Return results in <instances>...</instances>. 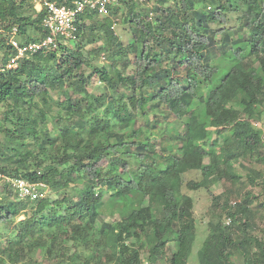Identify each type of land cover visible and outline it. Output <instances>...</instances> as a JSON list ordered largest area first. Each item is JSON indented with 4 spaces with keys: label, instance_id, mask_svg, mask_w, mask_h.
I'll return each mask as SVG.
<instances>
[{
    "label": "trees",
    "instance_id": "16d2710c",
    "mask_svg": "<svg viewBox=\"0 0 264 264\" xmlns=\"http://www.w3.org/2000/svg\"><path fill=\"white\" fill-rule=\"evenodd\" d=\"M48 1L70 5L72 0ZM165 1L156 0L151 19L148 10L142 13L135 7L138 4L120 1L119 6L126 7L124 22L134 25L127 44L112 30L116 7L101 20H95L99 15L94 11H86L76 19L75 39L59 37L55 48L23 58L16 68L0 70V105L5 107L3 119L11 125L4 129L8 145L0 151V162L14 165L0 166V172L43 181L53 190H64L75 181L84 186L75 193L77 199L65 195L58 200H15L8 190L10 199L0 200V224H9L14 235L0 250V264H33L35 247H41L52 264H187L197 232L193 199L181 187L204 188L212 204L219 205L221 196L210 190L212 179H236L232 168L237 156L257 153L261 130L253 122L260 121L264 111V0H244L237 19L249 35L246 39L231 38L224 29L230 0H208L214 8L207 12L194 8L204 0H179L171 11L162 7ZM25 6V0H0L1 66L14 53L7 38L13 26L19 34L27 26L39 30L31 41L47 34L42 25L46 11L32 18ZM98 32L104 45L95 53L111 51L113 57L131 50L133 61L84 72L90 63L83 43L96 42ZM218 35L222 38L215 41ZM229 52L233 63L214 83L217 60ZM211 54L217 56L210 58ZM127 67H132V74H125ZM96 74L109 93L105 99L87 89ZM127 86L131 94L120 92ZM53 92L61 95L55 102L59 108L50 115ZM148 102L142 113L151 110L154 126L163 121L160 116L179 123L171 127L176 148L168 143L159 153L157 141L141 127L130 134L116 130L129 126ZM33 163L35 168L28 169ZM188 171H198L201 179L185 181ZM254 177L250 175L253 182ZM103 191L115 198L136 193L139 202L147 198L148 203L117 220L98 221ZM250 198L246 194L235 207L229 206V226L216 225L203 238L199 264H226L232 247L241 252L242 264H264V239L251 231ZM24 212L29 215L18 219ZM236 222L242 226L238 240L233 238ZM52 226V232L45 231ZM170 242L174 248L167 254ZM77 245L87 248V254L77 252Z\"/></svg>",
    "mask_w": 264,
    "mask_h": 264
},
{
    "label": "rangeland",
    "instance_id": "374dc122",
    "mask_svg": "<svg viewBox=\"0 0 264 264\" xmlns=\"http://www.w3.org/2000/svg\"><path fill=\"white\" fill-rule=\"evenodd\" d=\"M20 0H16V2H19ZM26 1V12L28 15H30L32 18H35L37 13L36 7L38 8L40 5L42 6V1L44 0H25ZM159 1V0H158ZM179 0H166L164 3H162V7L166 8L168 10H173L174 5L178 4ZM221 3H226V0H220ZM40 4V5H39ZM153 4H156V0H153ZM205 4V5H204ZM210 4V6H209ZM231 7H229L230 11L227 12L226 18L227 23L224 25V29L227 31V34L231 38L234 39H246L249 37V35L246 33L245 29L242 28L241 25V19H237V16H240L243 9H244V0H230L228 2ZM137 9H140L142 13H144V10L149 9L147 5H135ZM42 8V7H41ZM195 10L199 11H210L212 8H214V5L209 3L208 0L201 1L199 3H196L194 5ZM43 9V8H42ZM115 12L112 15L113 20H115L114 28L112 29L116 34L119 40L123 44H127L132 39V33L134 31V25L125 23L124 22V15L126 13V7L121 5L119 7L115 8ZM145 10V11H146ZM114 11V9H113ZM98 19L95 20H101L104 17L98 16ZM110 19H107L108 21ZM111 21V20H110ZM112 24V23H111ZM210 26L213 28L221 27L220 25L212 24L210 23ZM3 34V33H2ZM40 31L32 28L31 26H27L24 33H20V39L30 40L29 38H34L39 36ZM99 35H97V41L96 42H87L83 43L82 52L85 56L88 57L90 66H84L83 70L84 72H89V70L93 69L94 67H102L106 66L109 68L110 65H115L116 67H122L123 63H130L133 61L134 55L131 50L127 54H121L116 55L113 57L111 54V51H101L99 53H95L93 50L99 48V46H103V35L102 33L98 32ZM5 37H7V34H5ZM8 38V37H7ZM222 38L221 35H218L215 38V41H220ZM218 43V42H217ZM219 44V43H218ZM215 46V45H214ZM228 47V45H227ZM225 47V48H227ZM214 48H217L215 46ZM224 49L223 46L220 45L219 51L221 52ZM158 52V50H156ZM215 52V51H214ZM218 53V49L217 52ZM3 56V51H0V59ZM217 55L211 54L210 58H215ZM123 62V63H121ZM217 62L220 64H216L219 66V71L213 78L214 83L218 82L223 75L227 72L230 65L233 63L231 53H227L224 55V58L218 59ZM215 64V63H214ZM2 65V61H0V66ZM181 70H179L180 72ZM133 69L132 67H127L125 74H132ZM88 91L96 96L102 95L105 98L109 96V93L107 92V89L105 88L104 84L99 81V78L96 75H93L92 78L89 81ZM120 92H123L124 94H131L132 89L130 87H121ZM142 94H147V91H143ZM60 93L53 92L51 94V99L49 101L51 102L52 109L50 111V115H54L56 113V110L59 108V106L55 103L58 98H60ZM148 102L143 109H138L134 115V121L127 127L117 128L116 130L119 131H125L129 134L132 133V131L136 130L138 127H141L146 135L149 134V136L152 138V140L157 141L156 150L158 152L162 148V146L170 143L172 144L173 148H176L178 141L171 138V134H173V131L171 127L173 125L179 126V123L173 119V117H163L160 116V118H163V121L158 126L153 125V113L151 110L147 114H143L142 110H146L148 108ZM5 107L3 105H0V151L4 150V146H7L8 144H4V129L7 127H10L9 122H5L3 119V111ZM160 112V111H158ZM258 123V126L264 128V111L262 113V118ZM53 124L51 122L48 123L47 128L48 130H52ZM101 139V138H100ZM101 140L106 141L105 138H102ZM10 144V143H9ZM19 147V146H18ZM47 150L49 149V144H46ZM36 149V148H35ZM176 150V149H175ZM6 152V150H5ZM11 153V152H8ZM167 153V152H165ZM45 157V155H42L41 158ZM205 162L208 161L207 158L204 159ZM49 164V161H46ZM3 165H10L11 167H14L12 163H9L8 161L4 160L3 162H0V166ZM35 164L28 166V169L32 170L35 168ZM131 168L134 170V165L131 166ZM232 173L237 176L236 179H212V184L210 185V190L212 194L216 196H221V200L219 202V205L216 204L215 206L212 204V198L209 195V193L204 188H200L197 190H189L186 186L181 187V192L184 194H187L192 197L193 199V216L196 223V236L195 240L192 244L191 252L189 254V257L187 259V264H199L198 263V249L201 247L203 238L211 231L214 230V227L216 225H219L223 227V219L227 215L229 211V201L230 200H242L245 198V195L250 194V203L248 204V208L251 211V218L253 219V225L251 226V231L253 234H255L258 237H262L264 239V148L262 145H259L257 149V153L253 156H247V157H241L237 156V158L233 161V168ZM250 175H256L254 177V182L250 180ZM184 180H200L201 175L198 171H188L184 173ZM83 183L79 181L71 182L69 187L64 190H53L51 187H49V192L47 197H50V200H58L63 198L65 195H73V198L77 199V193L79 190L83 189ZM136 193H131L125 198H115L111 195V191H103L102 192V200L100 204L98 205V221H107L110 222L112 220H117L125 215H127L133 208H137L139 206H145L148 203L147 198L142 199L139 202L138 196H135ZM7 194H3L1 196V200L8 201L10 198ZM12 198V197H11ZM13 200V199H11ZM16 200V199H15ZM65 207L64 204H62L59 207V214L63 212V208ZM50 208V207H49ZM47 208V210L49 209ZM28 212V211H27ZM29 215L28 213L24 212L21 213L18 217V219L24 218V216ZM250 218V219H251ZM99 222L96 223L98 226ZM9 224H0V250L4 247V245L7 242V239H11L14 235V231H11V228L8 226ZM235 225H238V230L234 229L233 231L235 234L233 235V238L235 240H238L239 236L241 234V225L239 223H235ZM52 227H46L45 231L52 232ZM170 248H174V244L172 242L168 243L167 249L165 251L167 254H169ZM74 248L71 249L73 251ZM75 250L83 255L87 254L88 249L84 248L81 245H77ZM142 255L145 256V251L141 250ZM230 252V258L226 264H242L243 262V256L241 252L235 247H232L229 249ZM30 258L34 260L33 264H52L49 262V259L45 257L44 252L41 247H35L33 250ZM162 264H165L164 260L161 261ZM5 264H10L9 262H6ZM19 264H30L29 262H20ZM143 264H146V262H143Z\"/></svg>",
    "mask_w": 264,
    "mask_h": 264
},
{
    "label": "built area",
    "instance_id": "2783aa9c",
    "mask_svg": "<svg viewBox=\"0 0 264 264\" xmlns=\"http://www.w3.org/2000/svg\"><path fill=\"white\" fill-rule=\"evenodd\" d=\"M121 0H72L70 5L57 4L53 1L44 0L37 11L42 8L46 14L42 20L43 28L46 33L44 37L36 40H21L17 26H13L8 32V44L12 47L14 53L9 57L4 66L0 70L16 68L23 58L32 56L38 51H45L55 48L59 37L64 39H75L77 37L76 19L84 12L94 11L99 16H109L114 7L119 6ZM139 5H147L149 9L148 18L153 17V0H127ZM42 7V8H41ZM115 20H113L112 28H114ZM254 125L261 130L260 141L264 147V129ZM40 174V171H38ZM10 190L11 197L17 200H38L47 197L49 185L43 181H31L25 177H15L4 172H0V200L3 194ZM240 200H230L229 206L235 207ZM232 222L230 216L226 215L223 219V225L229 226Z\"/></svg>",
    "mask_w": 264,
    "mask_h": 264
},
{
    "label": "crops",
    "instance_id": "0c3cea01",
    "mask_svg": "<svg viewBox=\"0 0 264 264\" xmlns=\"http://www.w3.org/2000/svg\"><path fill=\"white\" fill-rule=\"evenodd\" d=\"M263 127V126H262ZM264 129V128H263ZM194 203V202H193ZM199 263V262H198Z\"/></svg>",
    "mask_w": 264,
    "mask_h": 264
},
{
    "label": "clouds",
    "instance_id": "9594fccd",
    "mask_svg": "<svg viewBox=\"0 0 264 264\" xmlns=\"http://www.w3.org/2000/svg\"><path fill=\"white\" fill-rule=\"evenodd\" d=\"M257 122H259V121H257Z\"/></svg>",
    "mask_w": 264,
    "mask_h": 264
}]
</instances>
